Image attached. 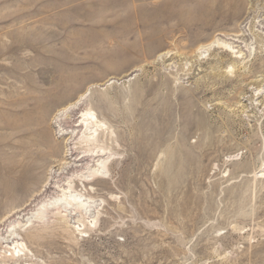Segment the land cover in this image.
<instances>
[{"label": "rangeland", "instance_id": "374dc122", "mask_svg": "<svg viewBox=\"0 0 264 264\" xmlns=\"http://www.w3.org/2000/svg\"><path fill=\"white\" fill-rule=\"evenodd\" d=\"M36 147L56 153L28 176ZM9 234L28 247L10 264H264V0H0Z\"/></svg>", "mask_w": 264, "mask_h": 264}, {"label": "bare ground", "instance_id": "6f19581e", "mask_svg": "<svg viewBox=\"0 0 264 264\" xmlns=\"http://www.w3.org/2000/svg\"><path fill=\"white\" fill-rule=\"evenodd\" d=\"M214 41V40H213ZM211 43V42H210ZM215 45H217L218 44V46H220L221 48L223 47V48H225L226 50H228V51H230L231 53H235L236 52V50L234 49V48H232V46H228V44L227 43H225L224 41H220V39H218V40H215L214 42H213ZM213 43H211V44H205V45H202L201 47L199 46L198 47V50H197V52H199V53H201L202 52V50L205 48H207V47H211L212 45H213ZM217 43V44H216ZM171 52V51H170ZM169 51H167V52H164V53H162L161 55H160V57L162 58V57H164V56H167V54H169L170 53ZM89 91V90H88ZM88 91H86L83 95H81L80 97H79V101H81V100H85V97H87L86 95L88 94ZM78 100H77V102H75V103H78ZM76 105V104H75ZM69 107V106H68ZM67 107V108H68ZM71 107V106H70ZM72 110H73V108H72ZM79 122L80 123H78L77 122V124L82 128V131L84 132V137H82L83 139L81 140V142L83 143V144H85V145H87L88 146V150H86V153L84 154V156L83 157H85L87 160H90V161H95L94 159L97 157L98 159H97V162H96V164H94L93 166H88L87 167V169L88 170H90V173L91 174H95V176L97 175V174H99L100 172H102V169L103 168H105V163H106V160H107V158H105L104 156L107 154V152H105V150H106V148L105 147H103V146H101V144H99L98 143V137H99V131L101 130V129H103V123H104V121H102V120H100L99 119V117L92 111V109L91 110H87L86 112H83V114L80 116V120H79ZM70 124V123H69ZM105 124V123H104ZM29 128V127H28ZM22 129H24L23 127H22ZM72 129V128H71ZM31 131H32V129H30ZM46 130V129H45ZM30 131V132H31ZM80 132V130H77V132ZM13 132V131H12ZM25 132V131H24ZM34 132V131H33ZM76 132V133H77ZM78 132V133H79ZM11 133V132H10ZM16 134V133H15ZM30 134H32V133H30ZM34 134H32V136H33ZM38 135V134H37ZM75 135V134H74ZM73 135V136H74ZM83 135V134H82ZM81 136V135H80ZM9 137V136H8ZM48 137V136H47ZM54 138V137H53ZM8 139V138H7ZM51 139V138H50ZM73 139V138H72ZM80 139V138H79ZM9 140V139H8ZM15 140V139H14ZM29 140V139H28ZM47 140V139H46ZM76 140V139H75ZM10 141V140H9ZM13 141V140H12ZM42 141V140H41ZM45 141V140H44ZM66 141V140H65ZM35 142V141H34ZM67 142V141H66ZM79 142V141H78ZM101 142V141H100ZM68 143V142H67ZM38 144V143H37ZM43 144H45V146L47 145L46 143H43ZM50 144V143H49ZM53 144V143H52ZM51 144V145H52ZM65 144V143H64ZM71 144V143H70ZM13 145V144H12ZM11 145V146H12ZM57 145V144H56ZM69 144H65V147H63V149H64V153H65V156H68V154L69 153H71V152H73V148L72 147H69L68 146ZM74 145V144H73ZM8 146V145H7ZM11 146H9V147H11ZM15 146V145H14ZM33 146V145H32ZM41 146H43V145H41ZM75 146V145H74ZM16 147V146H15ZM40 147V146H39ZM48 147V146H47ZM85 147V146H84ZM25 148V147H24ZM37 148V147H36ZM41 148H43V147H41ZM40 148V149H41ZM51 148V150L49 151L48 149V151H45V150H39L38 148L36 149V150H32L33 152H35V154L37 155L35 158H34V160H33V162L34 161H36L34 164H27L26 165V167L27 168H29L28 169V171L26 172V174L29 176V175H32V174H34L35 172H37L38 173V175L40 174L39 172H40V169L42 170V168H44L45 166H47L49 163H50V161H49V159L47 158V156L49 157L50 155V157H51V159H52V155H54L56 152H55V149H53L52 147H50ZM49 148V149H50ZM77 148V147H76ZM75 148V149H76ZM28 149H29V147H28ZM32 149V148H31ZM58 149H60V148H58ZM23 150V149H22ZM62 150V149H61ZM78 150V149H77ZM31 150H30V152H32ZM63 151V150H62ZM12 152L14 153L15 151L14 150H11V149H9L8 150V154L10 153V154H12ZM25 152V151H24ZM28 152V151H27ZM32 152V153H33ZM48 152H50L51 154L50 155H46V154H48ZM61 152V151H60ZM79 152V151H78ZM82 153V152H81ZM9 154V155H10ZM15 154V153H14ZM26 154V153H25ZM73 154V153H72ZM29 155V154H28ZM46 155V156H45ZM23 156V155H22ZM25 156H27V155H25ZM55 156V155H54ZM64 156V155H63ZM65 156H64V159H65ZM108 157V156H107ZM60 158V157H59ZM64 159H63V161H64ZM65 161H66V159H65ZM63 162L62 163V165H64L66 162ZM68 161V160H67ZM49 162V163H48ZM9 162H7V164H8ZM32 163V162H31ZM67 164V163H66ZM90 164H92V163H90ZM73 165H75V163L74 164H72V166ZM83 165V164H82ZM66 166V165H65ZM68 166V165H67ZM87 166V165H86ZM14 167H16V166H14ZM10 168H11V166H10ZM17 168V167H16ZM10 170V169H9ZM22 170V169H21ZM20 170V171H21ZM24 170V169H23ZM38 170H39V172H38ZM43 171V170H42ZM79 171V170H78ZM83 171V170H82ZM107 171V170H106ZM105 171V172H106ZM15 173H16V171H15ZM20 173V172H19ZM22 173H24V171L22 172ZM36 174V173H35ZM34 174V175H35ZM65 174V173H64ZM72 174V173H71ZM81 174V173H80ZM89 174V173H88ZM20 175V174H19ZM74 175V174H73ZM80 176V175H79ZM84 176V175H83ZM21 177V176H20ZM31 177V176H30ZM34 178L36 177V176H33ZM81 177V176H80ZM23 178H24V174H23ZM22 178V179H23ZM38 178V177H37ZM75 178V177H74ZM82 178V177H81ZM84 178V177H83ZM21 179V178H20ZM25 179V178H24ZM30 179H32V178H30ZM72 179V178H71ZM71 179H69V181H68V183H64L63 185H59V184H56L57 186H59V189H60V191L62 192V194H64V197L66 198V197H69L70 196V193H72L73 192V181L71 180ZM87 179V178H86ZM86 179H84L83 181L84 182H86L87 180ZM61 180V179H60ZM66 180V179H65ZM82 180V179H81ZM24 182V181H23ZM85 184V183H84ZM86 185V184H85ZM82 186V185H81ZM82 192V191H81ZM76 193V192H75ZM78 196V195H77ZM61 197V196H60ZM64 197L62 198L61 197V199H62V204H64L65 206H66V204H68V205H71V201L70 200H64ZM84 197V196H83ZM75 200V199H74ZM70 202V203H69ZM72 202H74V204H75V201H73L72 200ZM84 202V201H83ZM57 203V202H56ZM85 203V202H84ZM74 207H75V205H74ZM76 208V207H75ZM68 209V208H67ZM84 210V208H82V211ZM86 210H88V209H86ZM90 210V209H89ZM76 212V211H75ZM77 215H79V214H77ZM78 220H79V218H78ZM17 232H19L18 230H17ZM15 233V232H14ZM11 239H12V241H11ZM16 239H18L17 238V236H14V234H9L8 235V237H6V239L3 241H0V264H6V263H8L9 262V264L11 263V261L12 260H14L17 256H20V254H21V251L22 250H24L26 247H27V245H25L24 244V242H19V240L15 243V244H17V245H14V249L13 248H10L9 250H6L5 248H3V243H8V244H10L11 242L13 243ZM11 241V242H10ZM21 246H23V247H25V248H22ZM28 248V247H27ZM10 251V255L9 254H7L8 252ZM17 252H18V254H17ZM24 254H26V250H25V253ZM36 255V254H35ZM22 256V255H21ZM16 260V259H15ZM17 261V260H16Z\"/></svg>", "mask_w": 264, "mask_h": 264}]
</instances>
